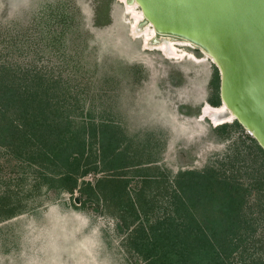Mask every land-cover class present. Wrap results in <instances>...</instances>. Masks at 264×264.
I'll return each instance as SVG.
<instances>
[{
	"label": "rangeland",
	"instance_id": "374dc122",
	"mask_svg": "<svg viewBox=\"0 0 264 264\" xmlns=\"http://www.w3.org/2000/svg\"><path fill=\"white\" fill-rule=\"evenodd\" d=\"M140 11L133 0H0V63L60 81L69 93L63 100L79 107L74 120L96 129L87 138L97 167L70 193L57 181L46 183L44 168L0 145V264H146L131 231L140 221L169 215L180 171L216 166L251 181L244 168L255 164L256 153L244 134L222 138L212 130L234 119L202 118L209 98L218 97L215 63L202 61L205 54L195 46L177 43V54L146 46L152 26ZM51 169L50 176L60 171ZM99 179L106 197L81 190ZM125 181L129 191L145 195L146 210L140 208L135 223L132 209L120 204L134 208ZM259 199L251 188L254 232L245 246L251 264H264ZM243 263L233 255L232 264Z\"/></svg>",
	"mask_w": 264,
	"mask_h": 264
},
{
	"label": "trees",
	"instance_id": "16d2710c",
	"mask_svg": "<svg viewBox=\"0 0 264 264\" xmlns=\"http://www.w3.org/2000/svg\"><path fill=\"white\" fill-rule=\"evenodd\" d=\"M220 83L221 75L216 66L212 84L218 97L208 100L214 106L222 103ZM59 84V80L40 71L32 73L0 63V145L31 166L44 168L46 183L51 185L57 181L59 188L74 193L78 180L97 168L92 167V149L87 138L96 136V129L92 122L77 124L72 115L79 107H72L63 100V94L69 93ZM66 106L70 110L65 109ZM212 130L222 138L235 131L244 134L245 140L250 142V153H256L255 164L244 168L251 172L248 176L252 179L247 183L246 174L226 173V169L216 166H209L205 171H180L175 176L169 215L154 223L140 221L131 231L134 249L146 264H232L234 254H240L243 264L252 262L245 246L253 236L254 210L247 201L253 188L260 196L259 204L264 206V149L237 120ZM104 143L105 146L111 144L110 141ZM54 166L60 167V171L55 176L48 175L49 171L54 173L51 169ZM257 171L256 177L252 175ZM104 180L99 179L96 185L84 183L81 190L105 196L108 187L100 186ZM126 184L123 190L134 208L120 204L123 211L132 209L135 223L140 208L146 210L145 195L141 198V191L132 193ZM125 194L119 193L117 199L121 201ZM261 212L264 213V207Z\"/></svg>",
	"mask_w": 264,
	"mask_h": 264
},
{
	"label": "water",
	"instance_id": "95a60500",
	"mask_svg": "<svg viewBox=\"0 0 264 264\" xmlns=\"http://www.w3.org/2000/svg\"><path fill=\"white\" fill-rule=\"evenodd\" d=\"M135 1L159 35L213 58L221 102L264 149V0Z\"/></svg>",
	"mask_w": 264,
	"mask_h": 264
},
{
	"label": "bare ground",
	"instance_id": "6f19581e",
	"mask_svg": "<svg viewBox=\"0 0 264 264\" xmlns=\"http://www.w3.org/2000/svg\"><path fill=\"white\" fill-rule=\"evenodd\" d=\"M133 5L139 6L138 3L135 0H133ZM132 7H129V8H132ZM140 14H141L140 17L146 19L142 9L140 11ZM140 17H138V18L140 19ZM148 22H149L150 26H152V29H151L152 30V35H150V36L147 35L145 37V45L146 46L154 47L155 49H159V50H161L163 52H167L169 54H172V53L173 54L174 53L177 54L176 51L179 52L178 48L176 46L177 43L194 47V45L191 44V42L179 39L177 37H172V36H169V35L168 36L167 35H160L161 37H159V35L156 32V29L154 28L152 23L150 21H148ZM136 25H133L134 28L136 27ZM204 54H205V58H202L201 59L202 61L208 60V59L213 60V58L210 55H208L206 52H204ZM202 110H203L202 118L204 116H208V115L210 117L212 116V119L217 124L221 122V117H218L217 114L220 115V116L228 114V116L226 117L227 122H229V121H231L233 119L235 120L234 116L232 115V113L229 112V110H228V108H227V106L225 104H221L220 106H214V105H212V104H210L208 102V104H206V106H204V108H202ZM214 114H216V115H214Z\"/></svg>",
	"mask_w": 264,
	"mask_h": 264
}]
</instances>
